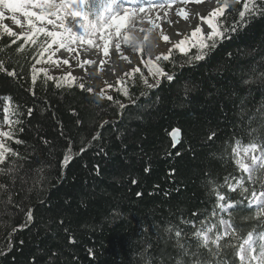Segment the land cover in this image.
<instances>
[{
	"label": "trees",
	"instance_id": "1",
	"mask_svg": "<svg viewBox=\"0 0 264 264\" xmlns=\"http://www.w3.org/2000/svg\"><path fill=\"white\" fill-rule=\"evenodd\" d=\"M226 2L222 36L201 52L171 50L152 87L135 75L112 100L34 72L45 38L32 45L0 27V127L7 108L3 143L17 153L0 165L16 169L0 173V264H217L192 233L201 221L214 225L212 240L221 233L217 193L242 199L225 183L242 175L231 147L264 123V0ZM99 8L89 0V12ZM245 205L224 214L227 243L254 236L258 253L264 218ZM221 245L218 264H239L237 248Z\"/></svg>",
	"mask_w": 264,
	"mask_h": 264
},
{
	"label": "snow or ice",
	"instance_id": "2",
	"mask_svg": "<svg viewBox=\"0 0 264 264\" xmlns=\"http://www.w3.org/2000/svg\"><path fill=\"white\" fill-rule=\"evenodd\" d=\"M89 0H0V9L6 10L11 13L12 22L26 29L17 34L13 32L10 28L4 26L3 32L8 36L16 37V39H23L25 43H31L36 45L37 41L43 36L45 39L39 45L40 55L44 56L45 53L49 54V59L55 52L50 51L53 45L56 46V51L64 49L68 53L74 51L73 45H88L93 46L95 40L98 37L103 42V55L107 57L109 55V43L114 37H119L125 42L129 40L126 32H122L126 28L127 22H131L133 27L136 26L138 20L143 22L147 18V13H150L155 8L164 9L171 8L174 0H162L161 3H155V0H147V6L140 4L136 6L137 0H100V8L98 11L89 12L87 10ZM180 2L187 3L188 0H180ZM127 4L128 6H124ZM226 2L223 7L217 8L215 11L209 13L206 17H201L203 23L207 25L212 31L208 36V39H213V37L222 36L223 33L219 31L218 25L215 22V18L223 15L224 8L228 7ZM248 4H245V9H248ZM39 9V11H35ZM17 13L24 18V22L17 18ZM144 14V15H141ZM178 14L184 15L185 18L187 13L184 9H180ZM5 12L0 11V20L4 18ZM245 15L244 12H240L241 18ZM71 18L72 24L69 25L66 21ZM138 18V19H137ZM148 23H152L151 19H148ZM52 25V30H49L46 25ZM79 29L76 31L75 29ZM141 31H144L141 28ZM201 28L197 26L192 31V40H195L203 47H208L203 40L200 38ZM147 36H145V40ZM165 41L169 40L167 35L163 36ZM187 37L180 40L174 45L175 48L179 49L181 53H186L188 48L187 45L192 43ZM99 47V45H96ZM194 46V45H193ZM214 46V44L212 45ZM117 48L120 47L119 43L116 45ZM83 52H89V48H84ZM150 55V53H149ZM203 55H198L195 57L196 60L203 59ZM157 60L161 57L157 56ZM164 60H168L169 56L164 55ZM38 63L40 61H37ZM57 66L60 65V61H51ZM63 64H69L68 59L62 61ZM151 65V61H148ZM2 64H0V69H2ZM35 72V69L33 70ZM134 72L139 71V68H134ZM148 71L153 76H163L165 75L163 70L159 67L150 66ZM9 75H15V73H9ZM36 77L33 75V81ZM52 79V77H48ZM167 79L171 80L172 76H167ZM67 81L68 87L72 86L75 77L69 73L64 77ZM147 83V81H145ZM149 87L153 85L149 84ZM81 89L84 88V84H80ZM91 91V89H87ZM103 93H101V96ZM124 95L128 96L127 90H124ZM107 99L111 100L112 97L108 96ZM124 105H120L123 107ZM5 123H12L8 119L7 112L8 109H4ZM261 120L264 121V112L261 113ZM18 123V121H17ZM260 129H264V123H261ZM257 128H252L249 132V142L247 144L241 143L240 140L235 141V146L231 147L232 158L235 161L239 171L242 175L235 181V183H230L228 178H225V183L227 184L228 190L230 192H235L238 190V195L242 199L231 201V198H227L223 194L217 193V203L214 206L213 216L219 215L221 217V223H224V214H230V209L236 208L238 205H246L253 209V212L257 219L264 218V131ZM0 136L6 137L8 139L12 138L11 131L0 132ZM211 139V137H209ZM16 143H21L17 140ZM10 153L12 156H16L17 153L8 148L2 141H0V165H3L6 160V154ZM65 162H67V157H65ZM15 165L8 168H0V173L12 174L15 172ZM247 181V185H246ZM250 185V186H248ZM257 185H259V191H257ZM4 186L0 185V189ZM216 191V188L213 189ZM218 210V212L216 211ZM29 219L31 216L29 215ZM231 224V220H228ZM195 228V225H193ZM172 231L171 228L168 229ZM214 225L208 226V221H201L200 227L192 233V236L197 240V247H203L209 252L210 257L219 260L217 254H223V245H221V240H224L228 247H236L238 254L236 256L239 264H264V249L259 253L254 250V246L250 247L251 256L247 258L244 257L243 247L241 244L227 243L228 233L216 232L212 241H209L208 235L215 232ZM175 235L178 238V243L182 244L181 241V231L176 230ZM233 235H237V230L233 227ZM195 257H199V252L197 251ZM195 264H203V261L196 259Z\"/></svg>",
	"mask_w": 264,
	"mask_h": 264
},
{
	"label": "rangeland",
	"instance_id": "3",
	"mask_svg": "<svg viewBox=\"0 0 264 264\" xmlns=\"http://www.w3.org/2000/svg\"><path fill=\"white\" fill-rule=\"evenodd\" d=\"M221 1L222 0H188L187 3H183L180 2V0H174L171 8L166 7L147 13V18L142 23L138 21L135 27H133L130 21L127 22L126 28L122 30V32H126L129 40L125 42L120 38L119 42H117L118 37L111 39L109 43L110 51L107 57L103 55V42L97 37L95 44L91 47L88 45H73L74 51L72 53H68L64 49L56 51V46L53 45L50 51L55 52V55H52L51 59H49L48 53H45L43 57L39 56L37 61L40 62L38 63L36 61L34 69L44 72L48 77H57V83L61 85H67V81L64 80V77L71 73L72 76L75 77L72 84H89L91 89L97 94L101 95V93H103V96L106 98L111 96L112 99H114L115 88L120 84H124L128 78H133L131 80L133 81L135 75H138L143 80L144 84L153 83L158 80L160 76H153L148 71L150 66L157 67V56L163 59L164 55L169 56L171 50H176L180 54H187L193 50L201 52L205 47L201 48L200 44L192 40L191 36V30L197 26L202 30L201 36L204 39L202 40L206 45L209 41L219 38L220 36L213 37L211 40L207 38L208 31L206 29L208 27L203 23L201 17L204 16L203 13L207 12L209 5L212 7L211 12L215 11L217 8L223 7ZM56 2H59V0H56ZM161 2L162 0H155L157 4ZM137 3H144V5L147 6V0H137ZM124 6L128 5L125 4ZM180 9H184L187 13L186 18L184 15L178 14ZM0 11L5 12L4 18L0 20V27L6 26L17 34L22 33L26 29V22H24V18L20 16L19 13L16 14L17 18L25 23L24 28L12 22L11 13L3 9H0ZM35 11H39V9ZM218 18L219 17H217V25L219 28ZM148 19H151L152 23H148ZM66 23L71 25V18H69ZM46 27L49 30L53 28L50 24L46 25ZM141 28H143L144 31H141ZM75 30L79 31L78 28ZM188 32H190V34ZM165 35L169 37L168 41L163 39ZM145 36H147L146 40ZM186 37L192 40V43L187 45L188 50L186 53H181L174 45ZM118 43L120 45L119 48L116 47ZM96 45H99V47ZM84 48H89V52H83ZM64 59H68L69 64H63L62 61ZM51 61H60L61 63L57 66ZM148 61H151V65ZM134 68H139V71L134 72ZM145 81H147V83H145ZM8 119L11 121L9 116ZM10 125L11 123H5L3 120V126L0 127V132L8 131ZM3 140L4 137L0 136V141L3 142ZM218 223L221 233L229 234L226 225L220 221ZM208 239L212 241L210 234L208 235ZM257 241H260V239L253 236L242 245L246 260L251 256L250 247L255 246Z\"/></svg>",
	"mask_w": 264,
	"mask_h": 264
},
{
	"label": "bare ground",
	"instance_id": "4",
	"mask_svg": "<svg viewBox=\"0 0 264 264\" xmlns=\"http://www.w3.org/2000/svg\"><path fill=\"white\" fill-rule=\"evenodd\" d=\"M140 4H144V3H137L136 4V6L138 7ZM207 4V3H206ZM200 6H202V5H200ZM211 6L209 5V7H208V10H207V12H205V13H203L204 14V16L203 17H206V16H208L209 15V13H211ZM159 8H155V9H153V11H157ZM200 9H202V8H200ZM203 10V9H202ZM204 11V10H203ZM142 15V14H141ZM201 17V16H200ZM138 19V18H137ZM139 21V20H138ZM200 22L202 23V21L200 20ZM215 22L217 23V17L215 18ZM200 25H202V24H200ZM195 29V28H194ZM194 29H192L191 30V32L194 30ZM208 32H207V38H208V36H209V34L211 33V29L210 28H207L206 29ZM205 31V30H204ZM201 32H202V30H201ZM189 34H190V32H188ZM199 36H200V38L201 39H203L202 38V36H201V33L199 34ZM206 36V35H205ZM116 38V37H115ZM118 40H117V42H119V40H120V38L118 37L117 38ZM204 40V39H203Z\"/></svg>",
	"mask_w": 264,
	"mask_h": 264
},
{
	"label": "water",
	"instance_id": "5",
	"mask_svg": "<svg viewBox=\"0 0 264 264\" xmlns=\"http://www.w3.org/2000/svg\"><path fill=\"white\" fill-rule=\"evenodd\" d=\"M169 137L172 141L173 147H176L181 139V134L178 129H174L170 132Z\"/></svg>",
	"mask_w": 264,
	"mask_h": 264
}]
</instances>
